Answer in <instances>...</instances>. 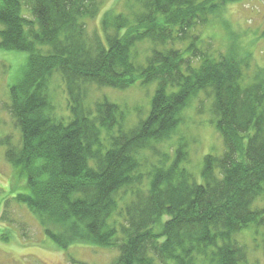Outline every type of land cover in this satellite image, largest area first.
I'll list each match as a JSON object with an SVG mask.
<instances>
[{
	"label": "trees",
	"instance_id": "16d2710c",
	"mask_svg": "<svg viewBox=\"0 0 264 264\" xmlns=\"http://www.w3.org/2000/svg\"><path fill=\"white\" fill-rule=\"evenodd\" d=\"M239 1L136 0L137 10L103 16L102 40L86 25L101 0H0V49L25 52L8 88L19 142H1L25 179L15 199L56 247L114 248L110 264H248L237 235L264 228V208L254 207L264 193V69L244 81L248 56L211 55L198 30ZM145 41L149 52L137 60ZM54 74L67 94L66 119L48 98ZM136 81L154 90L146 115L134 108L129 126L119 104L88 102L92 88ZM202 91L223 150L204 156L197 182L185 144L169 158L157 145Z\"/></svg>",
	"mask_w": 264,
	"mask_h": 264
},
{
	"label": "rangeland",
	"instance_id": "374dc122",
	"mask_svg": "<svg viewBox=\"0 0 264 264\" xmlns=\"http://www.w3.org/2000/svg\"><path fill=\"white\" fill-rule=\"evenodd\" d=\"M136 5V0H101L99 13L87 20V30L104 40L103 16L127 13L132 8L137 10ZM198 30L202 41L199 46L211 55L230 50L239 60L248 56L250 67L244 71V81H250L257 68L264 69V0L231 3ZM150 46L147 41L136 45L137 60H143ZM24 61L25 52L0 49V264H110L118 254L114 248L90 244H73L65 249L56 247L34 214L15 199L18 192L26 191L25 179L6 160L1 140L10 135L13 143L19 142V130L7 108L8 88L10 81L20 75ZM59 76L54 74L50 78L47 94L55 117L66 119L69 104ZM153 90V83L142 85L139 81L125 89L92 88L88 102L106 97L119 104L129 126L137 120L138 112L134 108L141 110L140 117L146 115ZM181 118L175 132L157 148L166 151L169 158L179 144H185L188 153L185 167L200 182L204 156L208 153L218 155L223 150L222 138L213 124L209 92L202 91L192 99L182 110ZM254 207L264 208V193L257 197ZM237 238L247 247L248 264H264V228L248 227L238 233Z\"/></svg>",
	"mask_w": 264,
	"mask_h": 264
}]
</instances>
